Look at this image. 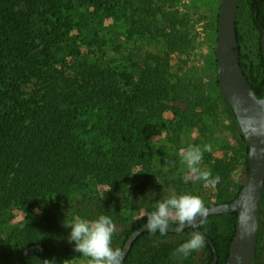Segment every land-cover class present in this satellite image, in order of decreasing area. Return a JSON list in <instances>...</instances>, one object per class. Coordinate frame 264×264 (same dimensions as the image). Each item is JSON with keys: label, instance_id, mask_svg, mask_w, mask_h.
<instances>
[{"label": "trees", "instance_id": "16d2710c", "mask_svg": "<svg viewBox=\"0 0 264 264\" xmlns=\"http://www.w3.org/2000/svg\"><path fill=\"white\" fill-rule=\"evenodd\" d=\"M71 1L0 0V215L10 216L14 209L31 214L12 226L8 238L0 242V262L7 264H42L51 260L53 253L75 251L74 242L68 239L71 228L63 224L75 217L92 220L108 215L117 226L127 225L128 216L135 217L137 224L128 225L121 239L124 242L146 220L145 213L153 210L157 200L183 194L175 155L158 152L159 165L154 170L149 140L166 136L177 147L184 125L206 106L203 87L191 81H169L164 64L157 60L140 66L139 75L83 63L71 74L57 76L48 61L49 52H31L30 27L35 17L45 15L47 35L60 38L71 25L69 16L61 20L56 15ZM246 3L259 33L261 74L257 78L248 74L240 49L239 63L257 96L263 97L260 36L264 0ZM235 29L240 47L237 26ZM28 85L31 89L26 92ZM180 99L186 101V108L166 115L163 102ZM239 135L247 169V147L240 130ZM165 159L174 164L169 166ZM228 165V161L217 158L213 172L223 173ZM135 166L144 172L143 180L129 186L124 194H116V186L128 182ZM88 177L98 186L93 192L87 190ZM101 191L108 196H102ZM263 195L264 189L254 264H258ZM214 216L232 217L231 234L219 232L210 223ZM235 218L236 212L209 215L207 223L198 229L209 238L217 256L213 262L214 253L205 239L207 255L201 264L226 263ZM188 230L194 231L188 227L182 233ZM182 233L141 232L123 264H169L179 243L166 239ZM122 242L116 247L121 248Z\"/></svg>", "mask_w": 264, "mask_h": 264}, {"label": "rangeland", "instance_id": "374dc122", "mask_svg": "<svg viewBox=\"0 0 264 264\" xmlns=\"http://www.w3.org/2000/svg\"><path fill=\"white\" fill-rule=\"evenodd\" d=\"M219 6L220 0H72L61 7L56 15L61 20L69 16L71 26L63 36L55 38L52 34L47 35L49 26L43 23L44 15L32 20L30 28L33 39H29L32 53L41 55L49 52L48 61L57 76H67L83 63L139 75L140 66L152 65L157 60L164 64L169 81H191L203 87L207 96L206 106L198 109V116L193 114V118L184 125L177 147L166 136L153 142L148 140L152 151L151 168H158V152L174 154L178 161L182 193L199 195L205 206L233 199L247 173L239 127L216 82L214 44ZM56 16L51 17L52 20ZM236 26L246 71L257 78L261 74L259 33L253 26L246 0L240 3ZM30 89L31 85H28L26 92ZM163 105L166 115L182 111L187 106L184 99L167 100ZM205 144H210L212 151L204 153L200 167L210 169L213 176L220 175L221 180L215 188L207 186L202 180H184L188 171L181 162L180 151L188 145L203 147ZM217 158L229 162L223 173L213 172ZM143 178L144 172L135 166L128 182L119 183L115 193L124 194L129 186ZM86 183L88 192L98 189L93 177H88ZM100 193L108 196L106 191ZM261 211L258 264H264V195ZM11 213L10 216L0 215V242L8 238L12 226L31 215L16 209ZM135 221V217L128 216L127 225H116L112 247L121 244L128 225ZM209 221L219 232L231 234V216H214ZM191 233L188 230L181 235L169 236L166 241L180 245L190 238ZM80 255L77 251L53 253L51 260L55 264H86L87 258ZM206 255L204 248H201L187 258L175 256L169 264H201ZM0 264L7 263L1 261Z\"/></svg>", "mask_w": 264, "mask_h": 264}, {"label": "water", "instance_id": "95a60500", "mask_svg": "<svg viewBox=\"0 0 264 264\" xmlns=\"http://www.w3.org/2000/svg\"><path fill=\"white\" fill-rule=\"evenodd\" d=\"M240 1L220 0L214 44L217 84L234 113L247 147V173L236 196L230 201L206 206L208 216L236 212L234 233L225 264H254L259 206L264 189V96H257L239 63L235 20ZM260 45L264 52V29ZM188 227L192 228L185 225V228ZM145 230L146 220L128 234L121 247L123 259L134 239ZM168 232H175V225L169 226ZM205 239L214 253V262L217 257L215 248L208 237L205 236Z\"/></svg>", "mask_w": 264, "mask_h": 264}, {"label": "clouds", "instance_id": "9594fccd", "mask_svg": "<svg viewBox=\"0 0 264 264\" xmlns=\"http://www.w3.org/2000/svg\"><path fill=\"white\" fill-rule=\"evenodd\" d=\"M212 146L205 144L188 145L180 151L181 162L186 165L188 174L184 176L188 180L203 181L207 186L215 188L221 177L219 174L212 175L210 169H202L200 164L205 152H211ZM255 150L253 149V154ZM169 166L174 161L165 159ZM168 169L165 168V171ZM158 182V181H157ZM103 196V195H102ZM209 209L203 199L194 194H172L161 200H157L153 210L147 211L146 230L149 233L165 235L171 225H175V232L182 233L185 225L193 229H199L207 223ZM64 227H70L68 239L74 242V250L79 252L80 257H85L86 264H123L124 253L121 248L112 247L113 235L116 225L108 215H99L89 220L81 217L63 222ZM206 244L205 235L198 230L191 233L190 238L181 243L173 252V257L183 256L187 258L192 252L198 251ZM42 264H55L54 260L45 259Z\"/></svg>", "mask_w": 264, "mask_h": 264}]
</instances>
